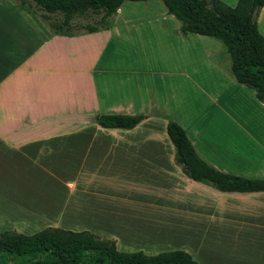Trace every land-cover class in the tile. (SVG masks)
Masks as SVG:
<instances>
[{"label":"crops","instance_id":"0c3cea01","mask_svg":"<svg viewBox=\"0 0 264 264\" xmlns=\"http://www.w3.org/2000/svg\"><path fill=\"white\" fill-rule=\"evenodd\" d=\"M157 1H127L134 8H124L125 2L107 31L67 37L0 0V233L90 232L115 241L119 251L150 256L166 224L247 250L264 243V192L222 193L189 179L167 135L168 123L177 122L209 165L264 179V105L234 79L229 57L213 40L183 36L180 21L170 27L174 16ZM144 25L164 34L171 29L164 37L181 63L157 76L159 87L171 89L162 100L141 82L137 99L128 90L135 72L101 65L114 38L134 39ZM187 62L190 69L182 67ZM183 86L204 97L197 117L176 107ZM102 115L144 120L131 130L103 128Z\"/></svg>","mask_w":264,"mask_h":264},{"label":"trees","instance_id":"16d2710c","mask_svg":"<svg viewBox=\"0 0 264 264\" xmlns=\"http://www.w3.org/2000/svg\"><path fill=\"white\" fill-rule=\"evenodd\" d=\"M34 13L56 35L79 36L110 29L113 18L127 1L138 0H11ZM168 14L181 22L183 36L196 34L221 42L231 60V73L241 85L251 88L264 105V36L257 17L264 0H238L230 7L220 0H159ZM78 18H91L83 24ZM142 115H102L103 128L131 130ZM167 135L175 148L176 161L189 179L222 193L264 192V179H249L224 173L206 163L196 152L186 131L174 121ZM0 264H199L191 254L175 250L157 255L143 251H119L116 242L90 232L47 228L33 235L0 233Z\"/></svg>","mask_w":264,"mask_h":264},{"label":"rangeland","instance_id":"374dc122","mask_svg":"<svg viewBox=\"0 0 264 264\" xmlns=\"http://www.w3.org/2000/svg\"><path fill=\"white\" fill-rule=\"evenodd\" d=\"M150 2V1H149ZM161 8L165 9L162 1H157ZM124 8H134L130 4L131 2L125 3ZM135 6V4H133ZM144 5L141 8H147ZM139 8V7H138ZM39 17V16H38ZM173 23L170 27H174L179 24V21L174 17H171ZM91 21V18H78L75 22L86 24ZM259 30L264 35V13L262 16L257 17ZM107 30H102L99 32H104ZM167 30L166 33L170 32ZM133 35L135 38L126 41L122 39L119 41L114 38L111 42L112 44L106 48L104 57L102 59V67H107L109 62L114 64L113 67L119 66L123 69L135 72L131 75V80L133 84L128 86V90L131 89L135 94V97L139 100L137 92L140 91L136 86V83L141 82L143 91L149 89L154 91L156 89L159 92V98L162 100L166 96V92L171 93V89L165 87L161 88L158 86L157 76H164L161 72H174L181 66V63L177 62L176 52L172 45V42H167L165 40V34L155 28L154 25H144L139 27L138 30L135 29ZM210 38V37H209ZM215 42V44L222 50L221 54L224 56H230L223 46V44L216 39L210 38ZM182 67L190 69V63L182 64ZM216 76L213 72L212 76ZM169 76V75H167ZM175 104L178 109L185 111V115L188 118L197 117L204 108V103L202 100L204 97L199 94L196 90H191L189 87L183 86L179 91L176 92ZM145 95V94H144ZM173 101V99H172ZM175 106V105H174ZM174 224L163 225L161 235L158 243H156L157 250H155V255L175 250H183L188 252L193 256L191 252L197 251L200 253V258L209 259L211 264H264V243H250V250H247V246L235 242L226 241L222 237H209L201 238V236L196 237L191 234L189 226H181L180 231H175ZM184 227L186 230H184ZM142 243L141 241H137ZM225 246L227 247L225 249ZM232 247L234 249L240 250L236 254H226L225 250ZM244 249V250H243ZM134 252V251H133ZM228 256L226 261L225 257ZM236 255V256H235ZM198 257V256H195ZM194 258V257H193ZM194 260L198 261L196 258ZM201 264L200 261H198Z\"/></svg>","mask_w":264,"mask_h":264}]
</instances>
